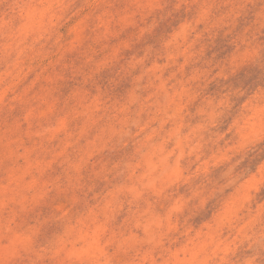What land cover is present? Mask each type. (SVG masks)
<instances>
[{
	"label": "rangeland",
	"instance_id": "1",
	"mask_svg": "<svg viewBox=\"0 0 264 264\" xmlns=\"http://www.w3.org/2000/svg\"><path fill=\"white\" fill-rule=\"evenodd\" d=\"M80 2L69 0L65 13L70 14V19L57 25L51 39L45 36L39 41L41 55L31 60L18 58L0 66V122L15 125L24 133L18 141L19 149H10L14 166L0 174V206L11 207L18 197H22V205L30 198L29 206H40L48 201L49 190L53 189L65 197L58 207L70 217L75 213V218L67 226L43 230L28 223L27 212L11 217L9 227L0 233V264H14L22 251L34 250L39 239L49 234H54V239L40 245L36 254L38 264H96L101 259L110 261L113 251H119L122 259L137 260L140 264H227L249 243L248 238L255 231L253 226L259 227L264 216V172L258 166L253 170L264 155L259 149L264 140L257 134L259 98L264 89L257 86L239 105L230 125L235 135L228 147L209 158L202 145L189 150L184 145L198 131L199 125L192 123L193 109L200 107L202 98L207 105L227 102L235 106L227 97L217 101L213 82L205 80L211 72L217 73V79L227 75L226 68L217 70L213 62L221 66L230 63L243 70L259 55L261 42L256 40L247 49L237 45L234 51H228L220 38V29L229 27L226 20L233 11L229 0H210L207 11L202 5L197 6L194 16L191 6L185 10L181 5L154 29L153 10L139 31L135 30V21L122 19L117 30L105 18L96 19L92 9L73 11ZM242 11L247 18L248 10ZM93 19L98 30L100 26L107 30L101 41L88 44ZM7 22L6 17L0 18V24ZM238 23V19L233 20L231 27ZM22 28L31 29V17ZM145 28L153 29L151 37L141 35ZM260 31L257 25L256 34ZM161 41L162 50H156L153 62L143 69L136 82L140 83L147 73L154 78L148 86L158 84L165 97L174 102V109L160 120L159 131L164 137L160 159L174 158L175 167L166 179L158 182L154 196L142 198L134 188L110 185L95 193V199L103 205L102 215L91 202L86 209L77 211V197L68 195L63 178L73 169L85 168L107 150L101 140L104 129L99 115L105 102L101 96L89 101L88 93L68 81L63 67L75 63L86 45L96 54L98 43L100 53L108 60L123 58L133 65L143 64L145 60L139 52L148 46L155 48ZM129 53L133 55L129 57ZM133 99L135 93L130 96ZM249 141L257 148L256 155L247 158L236 179L221 187L220 199L210 215L205 217V203L203 212L185 217V190L201 170L207 172L220 166L229 151H245ZM155 166V161L148 162L145 169L151 173ZM241 177L245 179L241 181ZM95 187L92 186L93 192Z\"/></svg>",
	"mask_w": 264,
	"mask_h": 264
},
{
	"label": "clouds",
	"instance_id": "2",
	"mask_svg": "<svg viewBox=\"0 0 264 264\" xmlns=\"http://www.w3.org/2000/svg\"><path fill=\"white\" fill-rule=\"evenodd\" d=\"M210 0H81L76 4V9H92L96 19L103 17L113 27L117 28L122 19L136 22V29L145 23V17L155 10L152 20L153 29L161 20L175 14L179 6L189 9L194 16L197 6H203L207 11ZM233 11L226 20L229 27L220 29V38L228 51L235 50L237 45L248 48L256 40L261 42L259 55L252 61L250 67L243 70L234 68L230 63L223 66L213 62L217 70L221 67L227 69V75L217 79V73L211 72L205 80L213 82L216 90V100L227 97L235 105L217 102L212 105L204 103L201 99L200 107L193 109L192 123L199 128L190 140L185 142V149H196L202 145L209 158L213 153H219L221 148L228 147L233 141L235 133L230 125L239 112V105L247 100L256 90L257 86L264 89V0H229ZM69 0H0V18H7L8 22L0 24V66L11 64L18 58L31 60L41 55L39 41L57 30V25L70 19V14L65 13ZM247 9V18L242 9ZM43 12V15L40 13ZM183 15V12L180 13ZM31 17V29L24 30L22 25ZM96 19L90 22L88 44L101 41L105 26L97 29ZM239 20L235 27H231L233 20ZM15 21V22H13ZM259 26V35L255 27ZM203 27V23L201 25ZM153 29L145 28L141 34L144 38L152 36ZM115 42V41H113ZM219 42V41H218ZM162 44L157 43L155 48L148 46L139 52L145 63H130L129 59L108 60L100 53L97 44V53H92L87 45L81 49L79 58L75 63L69 62L63 71L73 87H79L88 93L90 101L96 96L104 99L105 106L100 112L101 128L104 135L101 140L107 145V150L102 155H97L95 161L89 163L80 171L73 169L70 175H65L63 184L68 195L77 197L76 210L86 209L89 202L96 206V211L103 214V205L95 199V193L101 192L108 186H128L142 198L154 196L158 182L166 179L172 168L175 167L174 158L171 161L161 160L160 146L164 144V137L160 133V120L165 119L167 113L174 109L171 97H165L164 90L149 87V81L154 79L147 73L140 83H137L144 68L153 62L156 50H162ZM250 50V49H249ZM133 53H129L131 57ZM207 63V62H206ZM238 73V75H237ZM135 93V99L130 96ZM245 93H247L245 95ZM260 123L257 130L259 137L264 140V91L260 95ZM187 132L188 129L185 128ZM232 132V135H228ZM23 130L15 125H5L0 122V174L6 173L14 166L11 148L19 149L18 141L23 135ZM225 136L228 139L225 140ZM264 151V143L259 145ZM257 148L251 146L249 141L245 151L236 149L228 152V158L215 168L205 172L201 170L192 186L185 190L186 202L183 209L185 217L200 214L207 203L205 217L210 215L213 207L220 199L221 187L236 179L242 170L247 158L255 156ZM156 162L151 173L145 169L148 162ZM187 167V162H185ZM264 172V155L256 161L255 167ZM245 177H241L242 181ZM110 182V184H109ZM264 186V175L261 177ZM95 185V192L92 186ZM51 196L48 201L40 206H29L30 198L21 204L22 197L11 202V207L0 206V233L9 227L10 218L28 213V223L36 228L47 230L55 225L67 226L73 223V216L65 214L64 209L58 207L64 196L50 189ZM127 188H125V193ZM3 197H0L2 199ZM125 196L122 195L121 199ZM119 210V205L117 206ZM255 231L249 236V243L234 255L227 264H264V216L261 217L259 227L253 226ZM161 229H156L159 232ZM54 239V234L39 239L34 250L22 251L14 264H38L36 254L41 244H47ZM111 260L101 259L96 264H140L137 260L121 258L119 251L111 252ZM4 264H7L5 261ZM53 264V262H50ZM54 264H62L60 261Z\"/></svg>",
	"mask_w": 264,
	"mask_h": 264
}]
</instances>
